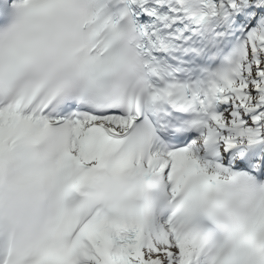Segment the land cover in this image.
<instances>
[{
	"label": "snow or ice",
	"instance_id": "1",
	"mask_svg": "<svg viewBox=\"0 0 264 264\" xmlns=\"http://www.w3.org/2000/svg\"><path fill=\"white\" fill-rule=\"evenodd\" d=\"M0 264H264V0H0Z\"/></svg>",
	"mask_w": 264,
	"mask_h": 264
}]
</instances>
